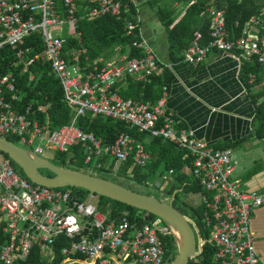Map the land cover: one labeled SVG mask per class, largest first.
I'll return each mask as SVG.
<instances>
[{
	"label": "built area",
	"instance_id": "obj_1",
	"mask_svg": "<svg viewBox=\"0 0 264 264\" xmlns=\"http://www.w3.org/2000/svg\"><path fill=\"white\" fill-rule=\"evenodd\" d=\"M79 2L0 0V50L5 47L15 50L21 61L32 51L22 48L25 40L41 36L45 50L25 64L24 72L37 59L44 58L61 82L65 103L73 112L70 125L51 131L40 124L34 107L17 109L20 95L15 75H0V136L19 140V146L40 157L48 150L66 153L82 146L84 169L95 176L103 168L116 176L130 157L137 168L143 169L151 157L144 144L128 134H121L114 143L105 145L101 139L78 129L80 118L117 122L141 135L174 145L189 155L191 167L184 174L194 178L203 191L191 195L204 209L203 223L210 231L208 241L215 248V262L259 264L251 223L253 213L264 207V191H246L241 181L233 180L237 161L231 149L213 150L197 140L194 132L180 128L179 121L166 110L168 86L156 103L120 97L114 88L117 82L127 78L138 83L150 82L169 68L160 63L147 40L141 38L133 43L140 56L129 58L124 54L107 62L100 59L87 68L80 65L86 49L65 52L69 38L81 39ZM85 2V16L89 20L120 18L123 14L121 0ZM195 3L193 0L192 4ZM223 18V11L211 12L208 43L204 45L203 34L197 33L184 52V62L198 67L213 50L254 57L264 70V11L263 17H254L246 23L238 38L229 35ZM139 25L140 20H127V35H135ZM64 54L70 56L73 64ZM71 67L77 70L74 77L68 72ZM256 78L252 74L249 83ZM43 111L40 108L39 112ZM172 176L173 172L163 182L167 183ZM93 200L94 194L81 200L70 188L54 189L33 183L0 152V233L6 239L4 244L0 241V264L27 262L36 250L48 263L55 261L58 250L63 256L62 264H115L114 261L127 258L133 264H168L163 243L172 237L163 220L146 212L128 211L110 220L99 211L97 202L95 206L92 204Z\"/></svg>",
	"mask_w": 264,
	"mask_h": 264
},
{
	"label": "trees",
	"instance_id": "obj_2",
	"mask_svg": "<svg viewBox=\"0 0 264 264\" xmlns=\"http://www.w3.org/2000/svg\"><path fill=\"white\" fill-rule=\"evenodd\" d=\"M121 0L123 14L120 18L105 16L94 20H89L85 14V0H80V13L78 31L81 39L69 38L65 46V52L71 49H86V53L80 57V65L87 68L96 60L111 61L120 48L129 58L140 56L141 52L133 48V43L140 40L141 25L135 35L128 36L126 33L127 20H140V11L144 7H150L157 14V17L168 35L170 42V57L173 63L184 62V52L190 47L197 33L204 36L203 44L209 41L208 32L211 24V12L223 11L224 24L229 35L236 38L242 35L247 22L254 17H263L264 0ZM141 22V21H140ZM141 24V23H140ZM22 48H31L29 54H25L21 61L16 58V51L9 47L0 50V75L8 73L14 74L17 78L20 102L16 103L19 111H24L28 107H34L37 112V119L42 126L51 131L59 130L70 125L73 119V112L65 103V94L61 82L51 71V66L44 58L37 59L28 71L24 72L25 64L36 58L45 50L44 39L39 35H34L25 40ZM244 60L243 80L248 90L257 88L253 92L252 100L256 108L254 121V135L256 138L264 139V70L257 63L256 58L242 55ZM64 58L70 60V56L64 54ZM70 64H73L70 60ZM89 72V69H85ZM256 75V80L249 83L250 76ZM32 77H34L32 79ZM174 80L173 73L166 68L164 73L152 78L150 82H135L130 78L119 81L114 85L123 100L132 99L139 103H156L162 98L163 88L170 87ZM43 108V112H39ZM78 129L86 134H91L101 139L105 145L112 144L121 134H128L144 144L151 160L143 168H137L133 163V157L123 163L116 176L111 175L103 168L99 173L103 176H112L117 179H124L141 186L142 188H157L152 185L154 180L162 179L173 172V176L161 189L157 188L158 195L148 194L171 202V205L179 210L184 216L189 218L195 227L198 242H200L201 254L191 260L189 264H218L214 260L215 248L209 243L210 231L205 229L203 223V207L188 206L180 193L184 196L203 193L197 181L190 175L184 174L185 169H190L191 159L185 152L176 146L163 142L161 139H152L146 135H141L137 131L129 130L124 125L105 120L103 118L92 119L91 117L80 118L77 123ZM10 142L19 145V140L7 137ZM229 146L216 151H223ZM4 157L9 158L6 154ZM56 161L52 162L59 167L86 173L84 167L85 154L82 146H75L66 153H56ZM12 161V160H11ZM15 168L23 173L21 169L12 161ZM103 163H106L104 161ZM109 164V167H112ZM48 177L54 174L48 170H41ZM87 174V173H86ZM25 177V176H24ZM105 179L103 177H99ZM108 180V179H106ZM110 181V180H108ZM112 182V181H111ZM166 184V185H165ZM154 186V187H153ZM75 197L81 200L87 199L91 193L86 190L70 188ZM132 189V188H128ZM134 190V189H132ZM136 191V190H134ZM96 196V195H95ZM96 202L100 212L105 214L110 220H115L123 211L136 214L137 211L112 200L96 196ZM155 217V216H153ZM2 244L6 239L0 233ZM165 255L168 264L176 258L177 248L174 240L170 238L164 241ZM65 245V244H64ZM63 256L57 250V257L53 263H48L42 259L39 251H34L27 262L21 264H62Z\"/></svg>",
	"mask_w": 264,
	"mask_h": 264
},
{
	"label": "crops",
	"instance_id": "obj_3",
	"mask_svg": "<svg viewBox=\"0 0 264 264\" xmlns=\"http://www.w3.org/2000/svg\"><path fill=\"white\" fill-rule=\"evenodd\" d=\"M140 23L142 38L151 44L160 63L169 66L174 76L166 110L179 121L181 129L194 132L195 138L211 149L229 146L237 161L233 180L241 181L246 191H264V139L254 135L256 108L252 97L258 87L248 90L244 83L245 57L212 50L198 67L173 63L164 28L150 37L146 33L150 27L146 22ZM124 54L117 48L112 60ZM43 157L50 161L56 153L48 150ZM152 184L160 189L164 186L162 180H154ZM251 228L259 264H264V207L253 213ZM114 262L133 264L130 258Z\"/></svg>",
	"mask_w": 264,
	"mask_h": 264
},
{
	"label": "water",
	"instance_id": "obj_4",
	"mask_svg": "<svg viewBox=\"0 0 264 264\" xmlns=\"http://www.w3.org/2000/svg\"><path fill=\"white\" fill-rule=\"evenodd\" d=\"M0 152L6 154L33 183L54 189L77 188L96 196L112 200L128 208L154 215L164 221L170 230L177 256L171 264H189L201 254L200 243L191 221L179 210L155 196L139 193L117 183L59 167L0 136ZM41 170H48L54 177L45 176Z\"/></svg>",
	"mask_w": 264,
	"mask_h": 264
},
{
	"label": "rangeland",
	"instance_id": "obj_5",
	"mask_svg": "<svg viewBox=\"0 0 264 264\" xmlns=\"http://www.w3.org/2000/svg\"><path fill=\"white\" fill-rule=\"evenodd\" d=\"M141 13H140V15H141V18H140V20L142 21V22H146L147 23V25L150 27V29H147V34L151 37V34L152 33H157L158 31H160V30H162V26H161V23H160V21H159V19H158V17H157V14H156V12L154 11V10H152L150 7H144L141 11H140ZM145 28V27H144ZM144 28H142V30H143V32H144V30L146 29H144ZM165 31V30H164ZM161 32V31H160ZM145 33V32H144ZM159 33V32H158ZM157 48V47H156ZM68 72H69V74L72 76V77H74V76H76L77 75V71H76V68L75 67H71V68H69V70H68ZM254 156H255V154H253ZM52 160V162H55L56 161V159L54 158V159H51ZM50 160V161H51ZM240 163H244V162H241L240 161ZM95 176V175H94ZM96 176L97 177H103V178H105V179H108V180H110V181H112V182H114V183H117V184H119V185H121V186H123V187H126V188H132V189H134V190H136V191H140V192H144V193H148V194H153V195H157V196H159L158 195V192H156V190H157V188H156V190H155V188H142L141 186H137L136 184H134V183H132V182H129V181H127V180H122V179H117V178H114V177H112V176H103V175H100V173L98 172V173H96ZM191 177V176H190ZM189 180H192V177L191 178H189ZM159 181H161L160 179H158V182ZM180 197H183V199H184V202L188 205V206H191V207H195V206H197L198 205V203H199V200L195 197V196H193V195H186V196H184L183 194H181L180 193ZM90 198V196L87 198V199H89ZM92 204L95 206L96 205V200H93V202H92ZM189 219V218H188ZM190 220V219H189ZM191 221V220H190ZM191 225H193V227L195 228H197V226H196V224L195 223H193L192 221H191ZM200 243V242H199ZM108 258V257H107Z\"/></svg>",
	"mask_w": 264,
	"mask_h": 264
}]
</instances>
